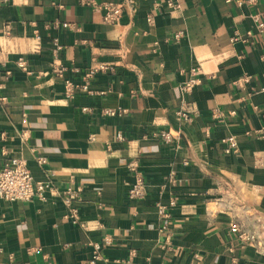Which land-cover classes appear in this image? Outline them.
Returning a JSON list of instances; mask_svg holds the SVG:
<instances>
[{"label": "crops", "instance_id": "obj_1", "mask_svg": "<svg viewBox=\"0 0 264 264\" xmlns=\"http://www.w3.org/2000/svg\"><path fill=\"white\" fill-rule=\"evenodd\" d=\"M133 2L107 24L79 0H0V170L23 158L55 190L0 199L1 264H90L96 242V264H264V0ZM54 63L80 83L93 65L114 71L68 98ZM69 188L87 228L66 218Z\"/></svg>", "mask_w": 264, "mask_h": 264}, {"label": "built area", "instance_id": "obj_2", "mask_svg": "<svg viewBox=\"0 0 264 264\" xmlns=\"http://www.w3.org/2000/svg\"><path fill=\"white\" fill-rule=\"evenodd\" d=\"M231 1V0H228ZM79 3L83 6L90 7L95 11L101 12L103 14V21L107 24H115L118 23L123 15L124 9L134 10V2L133 0H124L122 5L114 4L112 2H104L100 3L96 0H79ZM158 3L164 4L167 8L176 10L179 9L180 6L177 4L176 0H158ZM264 14L260 13L254 17L257 26L261 32H264ZM151 20V19H148ZM56 26H59L58 23H55ZM63 27H71L68 23H63ZM36 38H40V35H36ZM54 48H53V56L55 59H58L61 51L63 50V46L59 43L57 39L54 40ZM18 66L26 70V61L24 58H19ZM75 70V69H74ZM69 71V68L62 64H53L52 73L64 80L65 85V96L70 98L76 93L82 91L91 93L90 85L91 80L98 72H113L114 67L108 64H96L88 69L86 74L84 75L82 82H75L71 78H67L66 75ZM193 82L188 83L185 86V90H189L192 86ZM87 111V108L83 109ZM124 111L121 109H105L102 111L104 115L114 116L119 113H123ZM180 115L184 118V120L188 119V115L185 112H181ZM157 137L162 139L166 143H174L179 139V135L172 133V131H162L157 134ZM224 142L227 143L226 152H236L238 149L237 140L234 137H229L228 139H224ZM37 163L41 166H44L47 163V160L39 156L37 157ZM53 190V186L50 181H36L27 166L26 161L23 158L13 157L10 158L3 168L0 170V199L10 201V202H27L34 199L46 200L47 193ZM146 194V185L144 181L140 178V175L137 174V180L135 183L131 185L128 191V197L130 200H138L145 197ZM81 191H75L71 188L63 191L61 193V197L68 208V213L66 218L71 221L74 225H77L81 228H87V225L83 223L80 219L79 208L77 202L80 200ZM174 205V202L171 203ZM158 211L160 216L165 219L168 217L167 207L160 204L158 206ZM251 240L254 236L250 237ZM108 242V239H106ZM94 247V255L90 261V264H96L99 260L102 259V244L99 242L91 243ZM3 253V249L0 247V255ZM14 256L10 255L8 261L3 264H13ZM1 264V263H0Z\"/></svg>", "mask_w": 264, "mask_h": 264}]
</instances>
